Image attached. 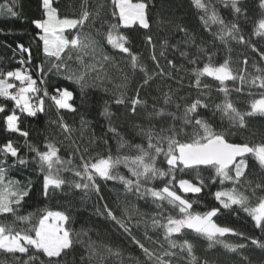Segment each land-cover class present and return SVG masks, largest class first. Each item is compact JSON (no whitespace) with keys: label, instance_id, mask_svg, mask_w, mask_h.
I'll use <instances>...</instances> for the list:
<instances>
[{"label":"trees","instance_id":"16d2710c","mask_svg":"<svg viewBox=\"0 0 264 264\" xmlns=\"http://www.w3.org/2000/svg\"><path fill=\"white\" fill-rule=\"evenodd\" d=\"M143 2L148 5V29L137 24L131 27L119 26L118 14L113 16L115 8L112 0H52V6L57 8L60 18L76 19L83 10H87L91 14L90 19L82 28L67 31L66 36L71 38L77 32L90 36L99 41L103 51L113 58L106 65L108 77L103 81H95L96 86L86 88L82 92L78 85L64 78V73H57L52 69L51 58L43 53V42L39 40L42 32L33 24L34 20L44 19L42 0H0V72L6 73L16 69L27 71L37 82L43 81L39 87L41 91L36 95L44 98V111L37 113L35 117L20 114L17 110L20 116L19 127L29 134L26 139L18 132L6 130L5 117L11 114L14 102L0 97V105L5 108V111L0 112V146L12 141L19 149V155L28 161L26 165H20L15 158L0 155V161H4L0 166L6 168L7 180L19 181V188L29 191V195L19 207V215L32 214L33 223L37 222L45 211H60L70 217L67 227L72 231L73 240L78 242L74 243L71 249L65 250L61 257L55 258L59 264H155L145 257L136 241L159 254L168 244L164 240L163 230L152 227V218L155 216L161 219L158 213L165 217L170 214L179 215L178 209L172 208L167 202H163L162 207L158 208L157 203L161 202H154L152 197H141L134 191H126L118 180L96 177L99 191L92 188H75L74 182H80V178L74 175L72 169L81 165V153H84L85 148L88 149L84 154L85 159L88 156L95 157L98 153L105 156L109 153L113 156L135 155L136 153L128 147L120 148L121 138L129 145L141 144L147 148V137L140 130L152 127L159 133L161 128L167 129L173 125L179 129L182 126L179 118L183 116L185 106L196 99H201L209 105L206 109L198 110L200 117L208 120L216 131L226 132L230 142L247 143L250 146L264 143V116H247L246 127L233 126L226 117L222 118L221 113L215 111V105L225 99L224 93L217 90L220 87L219 82L205 76L201 78V85L197 88L193 72L194 69L202 68L209 57L216 65L228 59L233 71L240 73L243 70L248 80L257 74L256 68L264 69V36L254 34L257 23L264 19V8L260 6V0H238L239 13L233 10L231 0H202L209 8L208 13L197 8L194 0ZM9 8L17 15L12 16ZM211 9H215L219 18L229 27L232 23L237 24L239 32L236 35H242L245 42L240 43L238 39L231 37L218 39L222 25L208 19ZM113 24L118 26L117 32L127 37L126 46L132 54L138 56L139 63L147 68L148 74H157L147 85H143L144 73L138 69L133 72L131 57L112 48L103 36L98 34V30L106 33ZM147 37H151V44L148 43ZM161 52L164 53L163 56ZM153 55L156 60L152 59ZM193 60L195 63L190 62ZM245 60L247 64L244 63ZM168 61H172V64ZM69 64L73 69L79 67L74 60L69 61ZM161 70L163 75H159ZM125 76L128 77L127 87L117 89L115 85L122 83ZM10 82L19 86L18 81ZM225 83L230 90L229 99L241 112L249 111L251 101L259 99L260 93L264 91L248 83L242 85L239 79ZM204 85L209 87L204 88ZM57 88H67L73 93L69 103L74 106V112L61 109L58 113L53 102L44 97L43 90L46 89L51 96L56 94ZM138 88L139 98L147 103L138 106L133 114L131 99L136 96ZM236 88L242 90L237 92ZM120 92L126 93L125 103L117 105L114 101ZM165 93L171 97L168 104L164 102ZM105 107L112 113L110 119L102 115ZM161 109L164 112L162 116L150 115ZM169 113L175 114L177 119L173 120ZM60 117L70 126L71 133H65L60 128ZM110 126L117 129L118 135L109 131ZM191 131L190 126L186 128V132ZM68 136L71 138H66ZM180 138L188 137L181 135ZM48 141L55 143L59 148V156L65 161L71 160V164L67 166L68 170L61 173L67 183L61 189L51 191L45 196V173L41 172L35 160V153L30 151L29 145L44 151ZM77 147L79 152L75 151ZM164 147L166 148V143ZM246 159L248 167L244 179L251 181V184L242 181L239 187L255 203L257 197L264 196V191L259 189L256 190L255 196L252 194V189L257 183H264V168H261L253 156L249 155ZM157 166L167 170L164 156L157 157ZM118 171L132 178L123 165ZM175 176L177 181L188 179L193 183L199 182L198 176L203 179V188L198 194L183 193L178 186L175 187L179 195L193 202V212L203 213L213 207L220 208L214 193L222 188L232 187L230 182H225L224 185H221L218 179L214 182V171L206 167H201L198 171L177 170ZM169 179L170 177L157 178L147 184V187L162 188ZM105 206L117 219L125 223L130 232H125L116 221L107 216ZM213 219L222 226L231 227L244 234L243 237L226 234L221 240L226 243L244 244L245 248L232 252L221 243L209 247L206 238L187 229L173 239L177 243L185 239L192 242L197 264H264V249L256 247L251 243V239H247L264 241V230L257 228L247 213L237 206L231 209L221 208ZM13 220L11 215H0V222L11 223ZM14 227L19 230L29 225L17 221ZM89 243L95 248L96 255H91ZM109 247L113 251L119 250L120 255H111L107 251ZM174 251L178 256L171 258V264H189L186 252L181 253L178 248ZM33 255L37 258L32 264H49V258L42 252L37 253L35 249H30L26 255L17 253L15 256L0 251V264H23Z\"/></svg>","mask_w":264,"mask_h":264},{"label":"snow or ice","instance_id":"6c2138e0","mask_svg":"<svg viewBox=\"0 0 264 264\" xmlns=\"http://www.w3.org/2000/svg\"><path fill=\"white\" fill-rule=\"evenodd\" d=\"M115 11L113 16L118 14L119 26L131 27L138 24L141 28L148 29L150 27L147 17L148 5L141 2L133 3L132 0H112ZM197 8L204 9L209 12L208 6L202 3V0H194ZM238 0H231V5L236 13L240 12L237 6ZM260 6L264 8V0H260ZM44 10V19L34 20L33 24L42 34L39 35V40L43 42V53L46 57L51 58L52 69L57 73H64V78L75 83L84 89L96 86L95 81H103L108 77L106 65L112 61V57L107 55L103 48L100 47V42L90 36H86L77 32L75 36L68 38L65 35L67 29H79L90 19L91 14L87 10H83L76 19L67 17L60 18L57 8L52 6V0H42ZM12 16L17 13L11 8L8 9ZM98 15V13H97ZM203 19V17H202ZM208 19L213 23L222 25V29L217 38L224 40L225 37L238 39L240 43H244L243 36L237 37L239 32L237 24L232 23L229 27L219 18L215 9H211ZM117 25H110L106 33L102 35L107 44L112 48L118 49L120 52L131 57V67L133 72L137 69L144 73L143 85H147L153 79L156 73L149 75L147 68L139 63L137 55L132 54L127 47V37L116 31ZM185 31L184 29H180ZM255 35L264 36V19H261L256 26ZM147 41L151 44V37H147ZM255 50V49H253ZM27 51V49H24ZM75 53V56H73ZM161 52V56H163ZM181 55H187L181 53ZM264 58V56H262ZM156 60V56H152ZM75 61L79 66L73 69L69 61ZM195 63V61H190ZM171 65L172 61H168ZM247 64V60L244 61ZM157 67L159 64L157 63ZM51 71V69H49ZM196 77L195 84L197 88L201 85L202 77H211L218 81L220 87L218 91L224 93L225 99L222 103L215 105V111L221 113L222 118L226 117L233 126L241 128L246 127V117L260 115L264 116V91L260 93L259 99H253L250 103V110L241 112L234 106L229 99L230 90L226 86V81L235 82L240 80L241 84L248 83L252 87H257L264 90V69L256 68V75H253L250 80L244 75L243 70L240 73H235L230 66V61L225 59L223 63L216 65L212 63L211 57L202 68L193 70ZM93 73L95 74L93 76ZM163 70L159 75H163ZM0 97L14 102V107L11 114L5 117L6 130L9 132H18L27 139L28 132L22 131L19 127L20 114H26L29 117H35L37 113L44 111V98L36 95L41 90L37 87V81L27 71L16 69L14 71L0 72ZM10 80L18 81L19 86ZM91 81V83H90ZM128 77L123 78V82L115 85L117 89L127 87ZM43 83V81H41ZM142 85V86H143ZM204 85V88H208ZM14 89V91H12ZM107 90V89H106ZM241 88H236L235 91L240 92ZM56 94L49 96L48 91L43 90L44 97H48L55 105L57 112L59 110L75 111L74 106L69 103L73 97V93L67 88H57ZM139 88L136 91V96L131 99V111L135 114L137 107L146 105V101L139 98ZM252 95V93H249ZM35 97V98H34ZM125 92H120L115 97L117 105L125 103ZM38 101V102H37ZM165 104L171 102V97L165 93ZM209 105L201 99L194 100L190 105H186L184 114L179 119L182 121V126L177 129L175 125L164 129L161 128L159 133H156L154 128L150 127L147 130L141 129V133L147 137L148 145L145 148L141 144L129 145L123 138L119 141L120 148L128 147L134 151L135 155H120L116 156L109 153L107 156L97 154L95 157L85 155L88 149H84L81 153V165L78 168L72 169L74 175L80 178V182H74L75 188L95 189L99 191L96 184V177L103 180H118L123 185L126 191L135 192L141 197L150 196L157 207L161 208L163 202H167L174 209H178L179 215H161V219L152 218V227L163 230L164 240L168 247L157 254L154 250L145 247L143 244L136 241L143 251L145 257L155 264H171V258L177 257L178 253L174 251L179 249L181 253H187L189 264H197V257L194 255L193 244L188 239L177 243L174 236L182 234L185 229L191 230L198 236H202L209 242V247L214 244L221 243L229 251L236 252L239 249L245 248L244 244L226 243L221 240L226 234L236 236H244L243 233L236 232L233 228L218 224L213 218L218 215L221 208L231 209L237 206L247 213L255 226L264 230V196L256 198L253 203L252 198L240 190V185L243 182L251 184V181L245 180L246 169L248 167L247 157L253 156L261 168H264V143H259L250 146L247 143L239 144L230 142L227 138V133L224 131H216L212 124L200 117L199 109L208 108ZM179 108V105H177ZM5 111L3 105H0V112ZM163 109L150 114L162 116ZM102 115L109 119L112 113L105 107ZM173 120L177 117L175 114L169 113ZM55 123V121L53 122ZM84 121L82 120V125ZM59 126L65 133H71L72 129L60 117ZM191 127V133L186 132L187 127ZM109 131L117 134L115 127H109ZM181 135L187 136V139H181ZM70 139L71 137H66ZM47 139V138H46ZM155 141V142H153ZM107 143V141H105ZM166 143V148L164 144ZM30 151L35 153V160L41 170L45 173L43 177V194L48 196L51 191L61 189L67 181L62 177L61 173L68 170L67 166L71 164V160L65 161L59 156V148L52 141L45 143L44 151H40L37 147L29 145ZM79 152V147L76 148ZM0 155L5 157H13L20 165L28 163L19 155V149L15 147L12 141H8L0 146ZM164 156L168 165L167 170L157 166V157ZM4 161H0L2 165ZM123 165L132 178L126 177L119 173V167ZM210 168L214 171L213 181L219 180L221 185L225 182L232 184L231 188H222L214 193L215 199L219 202L220 208L213 207L206 212H193V202L185 199L177 193L175 187L183 193L198 194L202 191L204 181L198 176V183H193L188 179L176 180L175 172L179 170H199L201 167ZM6 168L0 166V215H11L14 220L11 223L0 222V251L12 254L19 253L26 255L30 249H35L37 253L42 252L44 256L49 258V264H59L55 258L61 257L65 250L71 249L73 244L78 242L72 238V231L67 227L70 217L60 211H45L40 215L37 222L33 223L32 214L19 215L18 210L29 195L27 189L19 188V181L7 180ZM170 177L168 182L162 188L147 187L153 180L157 178ZM134 178V179H133ZM264 191V183H257L252 189V194L255 196L256 190ZM107 216L116 221L125 232H130V229L125 223L113 214V212L105 206ZM27 224L29 227L17 230L14 225L16 222ZM34 233V235H33ZM247 238V237H245ZM251 239V243L260 249H264V241L256 238ZM91 255H96L95 248L89 243ZM163 247V246H162ZM107 251L111 255L119 256V250L113 251L108 248ZM37 257L30 256L23 264H32ZM168 258V259H165ZM19 259V258H17Z\"/></svg>","mask_w":264,"mask_h":264},{"label":"built area","instance_id":"2783aa9c","mask_svg":"<svg viewBox=\"0 0 264 264\" xmlns=\"http://www.w3.org/2000/svg\"><path fill=\"white\" fill-rule=\"evenodd\" d=\"M40 84H41V81H38V82H37V87H38V88L40 87ZM12 91H14V89H13Z\"/></svg>","mask_w":264,"mask_h":264},{"label":"rangeland","instance_id":"374dc122","mask_svg":"<svg viewBox=\"0 0 264 264\" xmlns=\"http://www.w3.org/2000/svg\"><path fill=\"white\" fill-rule=\"evenodd\" d=\"M133 3H134V2H133ZM44 18H45V17H44ZM137 25H138V24H137ZM69 30H71V29H67V30H65V35H66V32L69 31ZM41 34H42V33H41ZM191 194H193V193H191Z\"/></svg>","mask_w":264,"mask_h":264},{"label":"water","instance_id":"95a60500","mask_svg":"<svg viewBox=\"0 0 264 264\" xmlns=\"http://www.w3.org/2000/svg\"><path fill=\"white\" fill-rule=\"evenodd\" d=\"M203 167V166H202Z\"/></svg>","mask_w":264,"mask_h":264}]
</instances>
